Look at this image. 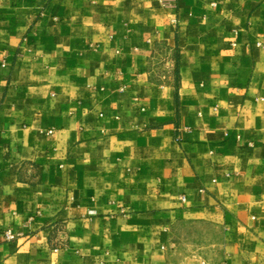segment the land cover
<instances>
[{"label":"crops","instance_id":"1","mask_svg":"<svg viewBox=\"0 0 264 264\" xmlns=\"http://www.w3.org/2000/svg\"><path fill=\"white\" fill-rule=\"evenodd\" d=\"M166 1L0 0V264H264V0Z\"/></svg>","mask_w":264,"mask_h":264},{"label":"built area","instance_id":"2","mask_svg":"<svg viewBox=\"0 0 264 264\" xmlns=\"http://www.w3.org/2000/svg\"><path fill=\"white\" fill-rule=\"evenodd\" d=\"M162 6H166L168 4V1L166 0H158ZM182 200L184 201V197L182 196ZM4 240L5 241H10L14 239V235L9 231L6 230L3 232Z\"/></svg>","mask_w":264,"mask_h":264}]
</instances>
